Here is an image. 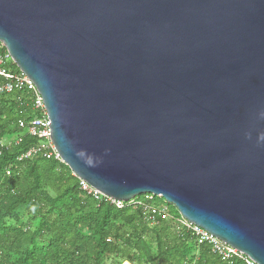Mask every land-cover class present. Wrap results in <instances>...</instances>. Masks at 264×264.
<instances>
[{"label": "water", "instance_id": "95a60500", "mask_svg": "<svg viewBox=\"0 0 264 264\" xmlns=\"http://www.w3.org/2000/svg\"><path fill=\"white\" fill-rule=\"evenodd\" d=\"M0 44L76 178L264 264V0H0Z\"/></svg>", "mask_w": 264, "mask_h": 264}, {"label": "trees", "instance_id": "16d2710c", "mask_svg": "<svg viewBox=\"0 0 264 264\" xmlns=\"http://www.w3.org/2000/svg\"><path fill=\"white\" fill-rule=\"evenodd\" d=\"M6 53L0 44V55ZM32 100L27 90L0 95V264H228L208 244L199 246L162 198L134 200L168 206L172 218L150 224L143 206L119 210L84 194L65 164L20 162L38 143L19 128L37 117Z\"/></svg>", "mask_w": 264, "mask_h": 264}, {"label": "built area", "instance_id": "2783aa9c", "mask_svg": "<svg viewBox=\"0 0 264 264\" xmlns=\"http://www.w3.org/2000/svg\"><path fill=\"white\" fill-rule=\"evenodd\" d=\"M13 65L15 64L8 52L4 55H0V95L11 94L15 91L22 90L32 92V108L34 112L37 113V117L29 122L19 121V128L24 130L30 137L38 140L36 145L30 147L21 155L19 161L21 162L23 160H31L33 158L42 157L47 160H55L64 164L52 140L51 122L49 120L48 112L42 96L37 91L36 86L31 79L20 70L18 72L13 70ZM7 175L10 176V172H7ZM78 180L80 190L97 202L105 201L119 210L124 209L127 205L143 206L147 220L150 224H154L157 218H172L170 210L165 204L154 205L152 203L150 205H145L140 201L136 202L134 200L128 203L116 201L102 195L87 182L80 179ZM154 197L155 196L152 195H146L145 199L146 201L153 202ZM177 222L182 228L194 234L199 246L208 244L211 252L223 262L233 264L236 259H241L244 260L245 264H257L238 252L236 249L222 242L220 239L216 238L204 229L186 221L182 217L178 218ZM193 264L196 263L194 262Z\"/></svg>", "mask_w": 264, "mask_h": 264}, {"label": "rangeland", "instance_id": "374dc122", "mask_svg": "<svg viewBox=\"0 0 264 264\" xmlns=\"http://www.w3.org/2000/svg\"><path fill=\"white\" fill-rule=\"evenodd\" d=\"M6 143V142H5ZM8 143V142H7ZM170 214H171V212H170ZM123 264H130V263H127V262H125V263H123Z\"/></svg>", "mask_w": 264, "mask_h": 264}]
</instances>
